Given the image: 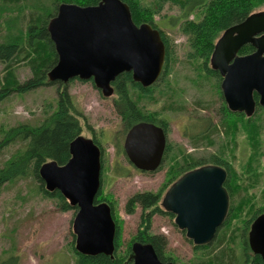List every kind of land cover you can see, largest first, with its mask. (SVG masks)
Returning <instances> with one entry per match:
<instances>
[{"label": "water", "instance_id": "obj_1", "mask_svg": "<svg viewBox=\"0 0 264 264\" xmlns=\"http://www.w3.org/2000/svg\"><path fill=\"white\" fill-rule=\"evenodd\" d=\"M48 31L58 55L48 72L51 82L93 80L103 96L110 97L115 92L113 82L123 72H132L133 79L145 87L162 73L166 46L160 31L149 23L137 25L122 0L87 6L63 2L49 21ZM246 44L255 51L239 54ZM210 66L222 77L220 87L230 111L251 117L258 105L264 107V10L251 13L220 35ZM167 141L162 126L140 121L126 133L123 147L136 169L154 172L163 162ZM70 152L67 163L48 161L39 175L48 191L59 190L77 207L76 250L113 256L116 222L112 208L106 201L95 202L102 184V150L93 138L79 135L71 142ZM227 174L218 164L199 166L180 176L162 198L163 209L175 215V223L195 245L210 244L228 217ZM248 244L264 258V212L252 221ZM131 251L134 264H175L162 260L150 242L135 240Z\"/></svg>", "mask_w": 264, "mask_h": 264}, {"label": "rangeland", "instance_id": "obj_2", "mask_svg": "<svg viewBox=\"0 0 264 264\" xmlns=\"http://www.w3.org/2000/svg\"><path fill=\"white\" fill-rule=\"evenodd\" d=\"M259 10H264V5L256 9ZM179 16L180 9L173 2H166L162 12L155 15V23L170 40V71L165 79L157 82L155 101L144 99L140 103L148 113L169 122L168 142L173 145V150L158 170L141 172L125 154L123 143L126 132L117 112L116 92L113 96L105 97L91 80L73 79L65 85L75 108L86 117V120H82V135L95 137L103 146L101 195L114 202L115 214L122 227L123 251L139 234L142 213L139 206L134 213H127L125 206L128 199L138 192H157L166 184L162 201L165 192L177 180L169 181L167 171L187 154L207 162L212 155H219L237 170L244 187L232 200L237 202L240 201L239 197H248L253 204L245 208L242 219L250 218V210L264 207V108L257 110L252 116L254 118L248 122L261 126L260 142L253 162L257 167L248 172L247 166L252 161L254 151H251L247 134L234 117L231 122L236 124L237 130L226 133L221 124L223 114L220 112L222 102L216 85L218 80L201 75L200 60L188 58L191 48L187 35L181 29L182 21L176 19ZM15 69L21 81L32 75L30 67L23 63L15 64ZM4 75V65L0 62V80ZM164 82H170L166 91L168 96H174L173 99L160 96L159 90ZM57 87L58 83L48 84L26 93H14L1 101L0 140L8 128L19 123L38 125L51 114L59 99ZM65 87L62 86L61 90ZM204 129L213 131L209 134V140L195 144L194 139ZM18 146V143H13L0 151V169ZM180 150L184 153H180ZM38 185L39 181L28 177L7 182L0 191V263L15 255L19 264H75L73 221L77 210L62 211L55 199L43 196ZM167 213L153 217L151 233L164 235L168 239V255L178 257L181 263L195 261L198 255L193 250L192 240L179 229L175 215ZM242 219L233 221L231 232ZM232 234L235 235L233 242L239 245L238 231ZM228 245L233 247L230 241Z\"/></svg>", "mask_w": 264, "mask_h": 264}, {"label": "trees", "instance_id": "obj_3", "mask_svg": "<svg viewBox=\"0 0 264 264\" xmlns=\"http://www.w3.org/2000/svg\"><path fill=\"white\" fill-rule=\"evenodd\" d=\"M101 0H0V62L4 65L5 75L0 80V102L7 99L14 93H26L44 85L58 83L57 90L59 99L55 110L49 114L40 124L31 125L19 123L8 128L0 140V151L13 143L19 146L12 154L9 161L0 169V191L7 182H14L22 178L33 177L39 181L38 188L43 196L55 199L62 211L76 209L59 190L48 191L45 188L43 179L39 175L40 167L48 161H56L63 165L71 158L70 144L83 132V121L86 117L81 111L75 108L72 96L60 82H51L48 72L57 63L58 55L52 41L48 23L56 15L58 6L63 2L76 3L78 5H96ZM128 4L133 21L137 25L149 23L159 29L166 46V59L163 71L159 79L150 86H143L133 79L132 72H123L113 82L116 99V108L124 124V130H128L140 121H149L160 125L168 134L169 122L167 119H160L148 113L141 107L140 103L145 100L155 101V88L158 81L165 79L170 71L171 44L166 34L155 23V15L160 14L166 2H173L180 9L181 29L187 35L191 51L189 59L200 60V74L204 77L217 78L218 93L221 98L220 112L223 114L221 124L227 134L235 133V123L231 122L234 117L245 131L248 142L252 146V161L248 163V172L254 171L257 166L253 162L256 158V150L259 144L261 126L256 123L248 124L254 117H247L244 113H235L228 109L220 89L222 77L218 71L213 70L210 58L219 36L230 26L243 21L247 16L264 5V0H122ZM193 15V18H190ZM255 51L251 44L244 45L239 54L245 55ZM25 64L30 67L32 75L21 81L15 69V64ZM163 84V83H162ZM65 88L61 90V87ZM170 82H164L159 90L160 96L166 99L174 98L168 96L166 89ZM136 93V96L134 95ZM172 93V92H170ZM157 96V95H156ZM258 102L259 96L255 93ZM263 109L258 106L257 110ZM234 125V126H233ZM216 129V127H215ZM213 133L208 129L201 130L194 139V143L209 140V134ZM93 138V137H92ZM103 153L101 142L93 138ZM173 145L167 142L163 162L172 152ZM180 153H184L182 150ZM254 159V160H253ZM103 167V158H101ZM206 164H218L226 168L228 174L224 183L230 200L240 193L244 184L240 183L239 173L229 161L219 155H212L210 161L195 159L190 155H184L182 161H176L167 171V179L174 182L185 172ZM163 165V163H162ZM160 166V168L162 167ZM101 172V176H102ZM102 179V178H101ZM163 188L157 192L144 191L135 193L126 203V211L129 214L135 212L139 206L142 209L139 234L122 250V227L115 214L114 202L109 197H102L101 189L95 199L96 203L107 201L111 205L113 217L116 222L115 251L113 256L103 253L87 255L78 252L74 248L76 258L75 264H134L132 258L131 244L138 240L153 244L158 256L164 261H172L175 264H264V258L254 254L248 244L247 232L252 221L262 212L264 207L250 210V218L242 219L243 211L248 206H253L250 198L240 201H231L228 217L225 223L219 228L214 240L207 245H195L191 240L197 259L190 263L179 262L178 257L168 255L166 248L168 239L161 234H152L151 227L153 217L156 214H166L161 207ZM246 192V190H243ZM169 213V212H168ZM167 213V214H168ZM248 213V212H247ZM173 215L172 213H169ZM236 218L242 219L236 223L235 230L231 229ZM239 245L234 243L237 233ZM230 235V236H229ZM233 247H229L228 242ZM0 264H19L18 258L11 255Z\"/></svg>", "mask_w": 264, "mask_h": 264}, {"label": "bare ground", "instance_id": "obj_4", "mask_svg": "<svg viewBox=\"0 0 264 264\" xmlns=\"http://www.w3.org/2000/svg\"><path fill=\"white\" fill-rule=\"evenodd\" d=\"M54 17V16H53ZM220 74V73H219ZM107 202V201H106ZM109 204V202H107ZM111 206V205H110Z\"/></svg>", "mask_w": 264, "mask_h": 264}, {"label": "flooded vegetation", "instance_id": "obj_5", "mask_svg": "<svg viewBox=\"0 0 264 264\" xmlns=\"http://www.w3.org/2000/svg\"><path fill=\"white\" fill-rule=\"evenodd\" d=\"M161 35H162V33H161ZM163 37V36H162ZM211 67V66H210Z\"/></svg>", "mask_w": 264, "mask_h": 264}]
</instances>
